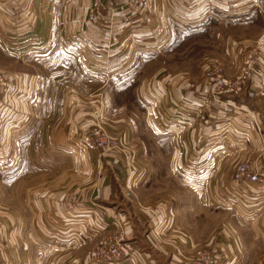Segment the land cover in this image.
I'll return each mask as SVG.
<instances>
[{
	"label": "crops",
	"instance_id": "0c3cea01",
	"mask_svg": "<svg viewBox=\"0 0 264 264\" xmlns=\"http://www.w3.org/2000/svg\"><path fill=\"white\" fill-rule=\"evenodd\" d=\"M147 2L145 11L135 16L125 4V0H108V6L100 17L84 21L89 0H0V51L7 52L8 49L19 48L26 43L29 35L43 36L50 32L56 40L50 48L64 54L72 69L69 75L71 87L65 89L55 85V89H49L40 88L39 79L33 73L21 71L16 69L17 67L8 69L0 64V71L13 84L12 89L0 90V160L6 163L11 161L6 168V177H10L14 185V180L21 173V180L28 187L32 182L30 179L34 178L31 174L28 177L31 165L39 163V167L44 168L37 178L38 185L41 183L42 186L35 190V202L32 203L38 205L37 220H15V208H7L10 217L4 221L8 227L6 235L0 234V264H31V259L39 260L38 264H44L45 260L46 264H63L62 259L70 260L65 264H86L88 251L80 253L77 249L82 248L90 237V231L86 230L85 226H91L94 205L114 212L120 220L129 221L130 226L125 228L124 237L132 242L135 238L134 228L139 223H144L143 218H148L147 226H153L155 219L165 216L159 211H165L166 218H163L161 224L162 232L155 235L145 228L143 234L145 244L157 255H168L167 246L170 244L175 247L176 242L190 248L198 246L192 244L193 231L186 219L189 217L191 191L195 194L198 192L196 195L205 210V188L203 191L201 184L193 187L188 185L190 190H186V193L179 197V193L174 194L171 190L162 194L151 185L137 184L129 195L133 194L143 204H150L156 210L157 218L153 214L136 218L132 215L128 202L129 195L126 197L123 194L122 185L121 171L129 158V140L120 151L98 154L87 139L88 132L93 126V111L102 105H98L99 102L102 103L101 93L104 100L118 97L112 94L111 90H101L108 81L112 84L121 83L124 78H128L125 74L126 68L142 66L144 59L151 52L157 51L164 42L162 47L189 34L191 29L208 30L211 26L216 28L225 16L246 18L247 24H252L250 9L255 0ZM229 9L231 10L228 11ZM261 17L263 24L259 26L256 34L244 40L237 38V41H231L229 46H233V49L235 46L251 51L255 49V52L260 54L259 49L264 44V14ZM167 21L178 25L177 32H173L172 37ZM23 39L26 40L18 41ZM42 40L40 38V41ZM40 41L38 46L45 43ZM4 44L6 48L2 46ZM227 45V41L224 42L223 48L227 49ZM172 51H167V55H170V58H166L167 63H158V68L151 75L138 82V86L142 84V90L139 89V95L137 94L139 102L148 105H145L147 124L169 142L170 156L166 175L172 174L174 169L183 163L182 168L187 172L175 170L180 174L184 173L183 178H213L217 177V171L213 172L214 164L227 163L229 169L233 162L240 159H256L264 172V162L260 161L264 147V104L246 102L242 100L241 95L223 96L208 103L203 101L209 97L208 92L212 89V86L205 82L204 72L212 63H218L226 77L235 75L239 71V56L242 50H238L240 54L232 62H227L228 55L222 57L215 51L201 53L198 58L200 80L192 79L190 75L193 55L185 57L187 61L181 63L182 69H169L178 66V59L173 56L176 53ZM80 58L100 66L101 74L82 75L79 69L83 68L84 61ZM255 69L264 71V62L255 64ZM84 72L87 74V71ZM82 76H85V81L81 79ZM67 77L66 75L64 79ZM73 78L76 81H73ZM95 79L100 81V87H97L100 89L94 92L92 88ZM78 81L81 85L77 84ZM160 98L162 103H171L170 111L180 112L183 117L181 122L168 127L157 123L155 115L161 110ZM204 104L205 110L200 115L199 109ZM197 115L204 119V125L199 123ZM111 134L120 135L112 129ZM67 160L76 164L82 176L81 181L70 193L61 188L62 180L57 182L54 188L48 181L53 177L49 176V168L53 166L48 164H62L68 162ZM54 172L55 180L62 178V171ZM227 175L226 170L225 176L222 174L217 177L222 180L216 184L214 192L220 189L228 190ZM261 187L263 189L264 184ZM9 192L13 199L20 201L21 195L18 196L14 189ZM248 193L247 197L251 196V192ZM30 199L28 196V200ZM65 199H71L75 206L67 208L68 200ZM27 203L28 201L21 202L25 207ZM224 205L230 210L233 209L227 204ZM261 219L257 225L255 221L251 222V227L264 228V215ZM3 225L0 220V228L4 227ZM33 225L40 229V233L48 229L49 235H41L37 240H31L30 234L24 237L14 234L15 227H25L30 232ZM218 233L216 226L202 243L210 245L214 239L216 244L221 240ZM238 236L239 232H236L235 228L230 241L232 249H236L233 251L230 248L229 252H233L235 257L240 253ZM31 241H37L39 244L38 248L33 250V256L29 251ZM221 242L222 240L216 245ZM64 248L70 249L69 252H63ZM137 250L143 255L149 254L143 249ZM186 251L189 252V249ZM169 258L168 264H188L187 253L178 256L171 254Z\"/></svg>",
	"mask_w": 264,
	"mask_h": 264
},
{
	"label": "rangeland",
	"instance_id": "374dc122",
	"mask_svg": "<svg viewBox=\"0 0 264 264\" xmlns=\"http://www.w3.org/2000/svg\"><path fill=\"white\" fill-rule=\"evenodd\" d=\"M36 5L38 6L37 2ZM230 10L231 9H229L228 11ZM250 10L253 16L252 19H250L252 24L248 23V25L246 22V18L237 16H225L221 18L220 23L219 25H217L216 28L211 26L208 28V30H202L199 28L191 29V32H189V34L184 35L182 38H177L176 41H174L172 44L167 45L166 47H162L165 43L164 42L158 48L157 51L151 52L149 56L144 59L142 66L126 68L127 71L125 74L128 78H124V81H122L121 83L119 82L118 84H112L111 81L106 80L108 82L101 88V90H111V93L115 94L118 97L112 100H104V95L101 93L102 103L99 102L98 105H102H100L101 107H97L93 111V126L92 129L88 132L87 139L91 143L89 139L90 132L94 130L97 125H100L101 127H104V129H106V132L110 137L116 140L124 141V146L128 144L127 140H129L130 145L127 146L129 161L127 160V164L125 163V166H123L124 169L123 171H121L124 196L127 197L130 194L125 193L126 189L124 187L125 171H127V168H133L131 171H134L135 173L137 172L139 174V181L134 184V187L137 186V184L142 185L144 183L146 186L151 185L153 188H155V190H159V193L163 194V192H166V190H171L174 191V194L179 193V197H182V194L186 193V190H190L188 185H190V187H193L201 184V187H203V191L205 188V195H203L206 199L205 210H203V203L198 200V195H196L198 194V192H196L195 194L194 191H191L190 194H192V198L190 197L189 202V217L186 219V221L190 223L191 230L193 231V233L191 234V239L194 243L192 244L198 246H193L194 248H190V246L186 247L185 244L176 242L175 247L171 246L170 244L167 246L169 250V256L157 255L152 252L145 244L143 234L145 228L148 231L151 230L152 233L155 235H158L160 232H162L161 224L162 221H164L163 218H166V214L165 211H159L162 212L165 216L161 219H155L153 226H147L148 224L146 223L148 222V218H143L144 223H139V225H136L134 228L135 238L133 242L135 244L136 249H143V251H148L149 254H142L138 257L137 254H135L128 261L122 264H168V262L170 261L169 257H171V254H175L178 256V254L183 253L188 254L187 261H189V256L196 250L219 247H224L226 249L224 254H226L227 256L223 260H220V264H264V228L257 226L254 228L251 227V222L255 221V225L259 224L257 222L264 215V188L261 190V193L263 194L262 199L259 195L262 201L259 199L256 202L250 201L252 202L250 203L249 197L242 198V200L240 198L241 203H238L236 208L230 210L224 204L218 201V199L216 198V192H214V190L216 184L220 180H222L217 177L222 174L225 176L226 170L229 175L232 169V165L239 160L233 162L230 165L231 167L229 166V169H227V163H219L217 164L218 166L214 164L213 172L217 171V177L213 178H203L200 180L198 178L189 177V179H185L183 178V174L187 172V170H183V163L182 165L174 169L172 174L166 175L167 167L169 166L168 159L170 156L169 142L163 135L156 133L154 129L151 128L149 124H147L145 120V105H148L141 104L137 98V96L139 95V89L142 90V84L138 86V82L144 77L146 78L151 75L156 70V68H158V63L166 62V58H170V55H167L169 51L173 50L172 52L176 53L175 55L173 54V56L178 59V66H176L175 68H169L173 70L182 69L181 63L183 62L184 64V62L187 61L185 57L193 55L194 61L192 62V65L190 63L189 68L190 75L192 79L200 80V63L198 58L201 57V53L215 51L216 53L222 55V57L228 55L227 62H232L236 60L241 50H250L241 49L239 46H235L233 49V46H229L230 42L237 41V38H242L241 40H244L247 37L253 36L261 27L260 25L263 24L261 15L264 14V0H255L254 5L251 7ZM35 19H37V17ZM87 20L88 19L84 16V21ZM52 23L53 20L51 19V25ZM167 25L170 31V36L172 37L173 32H177L178 25H174L171 21H167ZM40 38L43 40L40 41ZM24 40L26 39L18 41L21 42ZM28 41H31L32 43ZM39 41L40 43H45L41 46H38ZM55 41V38L51 35L50 32L43 34V36H39V34L29 35L27 37L26 43L22 44L19 48H11L10 50L8 49L7 52L0 51V64L4 65V67L8 69H14L17 67L16 69H19L21 71H29L33 73L39 79L38 81L40 88L47 87L49 89H55V85H58L67 89L68 87H71L72 84L71 78L69 77L72 69L70 64L68 63L69 61H66L67 58L66 56H64V54L50 48V45ZM226 41L228 45L226 46L227 49H224L223 44ZM6 42L8 43L9 41L7 40ZM2 46H4L5 48L7 47L5 44ZM239 49L240 51L238 52ZM255 51L256 50L254 49L252 52H254L255 55H258V58H263L264 44L262 48L259 49L260 54L256 53ZM80 59L83 60V58ZM151 61H153V63ZM82 64L83 68H80L81 70H83V72L79 69L82 75L101 74L102 68L97 64H93L88 61H84V63ZM84 70L87 71V74H85ZM66 75L68 77L67 79H64ZM115 76L117 75L115 74ZM130 78H132L133 81ZM81 79L84 80L85 76H82ZM207 80L208 79H206L205 81ZM73 81H76V79L73 78ZM123 82L125 83L122 84ZM77 84L81 85L79 81L77 82ZM97 87H100V81H97L95 79L94 87L92 88L94 90L92 91H99L98 89L100 88L97 89ZM155 99L156 98H154V100ZM159 101L160 103H162L161 98L159 99ZM160 106L162 111H168L171 107V103H162V105ZM204 107L205 104L199 109L200 115L204 112ZM200 115H197L199 116V123L204 125L205 121ZM111 129L112 131L114 130L118 132L120 135H112ZM95 150L96 153L98 152V154H101L97 149ZM117 150L120 151V149L115 148L106 153L114 152ZM67 161L68 162H63L62 164L57 165H55L54 163L48 164L53 166L49 168V176L53 177L51 180L48 181L51 182L50 185L52 188H54L55 184L62 180L61 188H63L64 190H68V193H70L74 189V187L81 181L82 176L80 175L79 168L76 167V164L70 162L69 160ZM9 164H11V161H8V163H6L0 160V172H2L0 173V220H2V224H4V227L0 228V232H2L0 234L2 235H6V231L8 230V227L5 226L4 221L10 217V215L8 216L7 212V208L9 206H13L15 208V220L22 221L30 218L32 220H37L39 214L37 212L38 205H34L32 203L35 202L33 199V196L37 193L35 192V190L42 186L41 183L38 185V174L40 173V171L43 172L44 169L39 167V163L31 165V172L28 173V177L31 174L34 178L30 179V182H32L28 187H26V185H24V181L21 180L23 174L21 175L20 173L18 175V178L14 180L16 182V184L14 182V185L12 184L11 178L6 177V168ZM215 165L217 166V168L215 167ZM195 167L197 168L198 165H195ZM175 170H182L184 173L180 174ZM54 171H57L59 173L60 171H62L63 179L61 178L55 180ZM19 181L21 183L20 187L18 186ZM25 183L27 184V180ZM134 187H132L131 189H133ZM13 189L14 191H16L18 196L21 195L20 201H17L16 198L13 199L12 196H10L9 191H12ZM23 189L24 193L22 192ZM246 194H244V196ZM28 196L31 198L30 200H28ZM27 201L28 205L26 207L24 206L25 204H21V202ZM70 201L71 199L68 200L67 206V208L69 209L75 206L74 202ZM128 202L130 203L132 208V215L136 216V218H142L144 215L148 214H153L155 218H157L156 210H154L150 206V204H143L141 201L137 200L133 194L128 196ZM98 208L101 207L94 205V214H92L91 212L92 215L90 221V228L85 226V229H89L90 231V233L88 234L90 235V237H88L87 241L85 240L86 243L82 246V248H76L78 251H80V253L83 251L90 252L98 245L100 241H102L109 235H117L118 233L124 234L125 228L130 226L129 221L120 220L116 217L114 212H111V214L116 218V221H114L112 216H109L108 218L102 216L97 211ZM216 226L219 231L218 234L220 235V239L222 240V242L216 245L221 240L217 241V243L215 244V240L213 239L210 245H205L204 243H202L203 239ZM235 228L236 232H239V240L237 241L239 244L238 248L240 249V253L236 257L232 255L233 252L229 253L230 248L232 249L230 239L231 235H233L235 232ZM14 229L15 235L24 237L27 236V234H30L31 240H37L36 238H40L41 235L45 237L49 235L48 229H44L43 232L40 233V229L36 225H33V227H31L30 232H28L27 228L25 227H15ZM34 242L37 241H31L30 243L29 251L31 252V255L33 253L35 254V251L33 250H36L39 246L38 242ZM187 249H189V252L186 251ZM235 249L232 250L234 251ZM40 250L41 248H39V251ZM69 250L70 249L68 248H64L63 252L66 253L69 252ZM34 257H36V255H34ZM38 261L39 260L33 261V259H31V264H38ZM69 261L70 260L62 259V262H64L63 264ZM172 261H174L173 257ZM44 264H46V260L44 261ZM47 264L50 263L47 262Z\"/></svg>",
	"mask_w": 264,
	"mask_h": 264
},
{
	"label": "built area",
	"instance_id": "2783aa9c",
	"mask_svg": "<svg viewBox=\"0 0 264 264\" xmlns=\"http://www.w3.org/2000/svg\"><path fill=\"white\" fill-rule=\"evenodd\" d=\"M147 3V0H125V4L129 6V10L135 16L145 11ZM107 6L108 0H89L85 17L88 20L100 17ZM263 62V58H258L251 50L242 51L240 56V69L235 75L229 77L223 74L220 64L212 63L204 72L205 78L208 79L205 81L206 84L212 86V89L208 92L209 97L203 100L204 103L214 101L215 98L219 99L223 98V96L243 93L247 99L264 104V71H257L255 69V64H261ZM12 86L11 81L0 71V90L12 89ZM155 119L160 126L168 127L175 125V122H181L183 117H181L180 112L170 111L169 109L168 111H157ZM89 139L94 148L101 154L115 148L122 150L125 143L122 140H116L110 137L106 129L100 125H97L90 132ZM262 153L260 161L264 162V147ZM132 169L127 168V171H125L124 187L126 194H129L134 184L139 181V174L131 171ZM263 183L264 174L256 159L239 160L232 165V169L227 176L228 190L222 191L220 189L218 192L216 191V198L219 202L227 204L234 209L238 203H241L242 198L247 197L244 194L249 191L251 192V196H248L249 202H256L260 197L261 199L263 197L261 193V185ZM241 188H243L242 191ZM97 211L106 218L112 216L114 221H116V218L106 208L101 207ZM225 251V248L222 249L220 247L196 250L189 256L188 262L189 264H220V260L227 257L224 254ZM135 254L138 257L143 253L136 249L132 241L125 239L124 234L118 233L117 235H109L100 241L93 250L88 252L85 263L122 264Z\"/></svg>",
	"mask_w": 264,
	"mask_h": 264
},
{
	"label": "trees",
	"instance_id": "16d2710c",
	"mask_svg": "<svg viewBox=\"0 0 264 264\" xmlns=\"http://www.w3.org/2000/svg\"><path fill=\"white\" fill-rule=\"evenodd\" d=\"M232 95H241L242 100H244V101H246V102H247V101L252 102L251 100L247 99L243 93H240V94H232Z\"/></svg>",
	"mask_w": 264,
	"mask_h": 264
}]
</instances>
